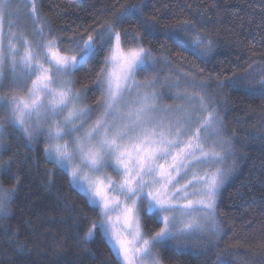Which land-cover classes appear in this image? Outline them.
I'll return each mask as SVG.
<instances>
[{
	"label": "snow or ice",
	"instance_id": "snow-or-ice-1",
	"mask_svg": "<svg viewBox=\"0 0 264 264\" xmlns=\"http://www.w3.org/2000/svg\"><path fill=\"white\" fill-rule=\"evenodd\" d=\"M13 15L11 0H0V88L7 69L11 88L24 93L0 96V111L5 113L0 147L6 125L21 133L28 149L44 141L45 162L53 165L49 171L66 174L70 187L95 212L82 239L99 233L114 264H163L160 253L173 247L183 252L181 241L193 232L207 230L218 236L217 198L230 173L221 164L233 154V146L224 134L216 92L228 87L264 96V66L259 79L246 69L211 90L206 81L192 77L173 97L183 103L161 107L158 76L136 79L140 72L155 71L150 49L139 43L140 33L132 37L135 46L125 49L122 34L127 32L117 26L131 17L144 35L162 36L165 43L171 41L203 61L213 41L189 21L160 30L155 18L144 16L142 0H128L93 34L74 39L76 51L67 55L61 54L56 37L33 48L11 30V19L6 33L5 17ZM101 51L105 55L92 81L100 90L94 108L82 103L89 89L76 88L73 77ZM201 166L208 170L194 171L179 183L189 169ZM10 198V190L0 189V220L8 215ZM205 223L211 227L205 228ZM146 226L157 230L146 235Z\"/></svg>",
	"mask_w": 264,
	"mask_h": 264
},
{
	"label": "trees",
	"instance_id": "trees-1",
	"mask_svg": "<svg viewBox=\"0 0 264 264\" xmlns=\"http://www.w3.org/2000/svg\"><path fill=\"white\" fill-rule=\"evenodd\" d=\"M127 2L37 0L38 25L47 36L59 38L62 51L71 52L74 39L93 34ZM142 4L144 16L155 18L160 30L189 21L213 41L202 61L171 41L165 43L162 36L144 35L131 17L117 26L127 32L122 34L124 47H134L132 37L140 33L139 43L150 49L156 61L155 71L138 73L137 81L157 75L158 89L175 91L162 92L161 107L173 102L182 88L178 77L206 81L210 90L246 69L259 79L264 66V0H142ZM104 55L101 51L73 77L76 88L87 85L83 97L94 108L100 90L92 81ZM10 91L23 92L13 90L6 79L0 92ZM216 100L224 134L233 146V154L226 156L229 177L217 198L221 231L198 250L176 252L173 247L161 252L163 264H264V96L224 87L217 89ZM4 115L0 111V123ZM20 137L21 133L5 126L0 188L10 190L11 198L8 215L0 220V264H114L99 233L91 240L82 239L95 212L70 187L66 174L49 171L53 165L45 162L44 141L28 149ZM155 230V226L145 227L149 234Z\"/></svg>",
	"mask_w": 264,
	"mask_h": 264
},
{
	"label": "rangeland",
	"instance_id": "rangeland-1",
	"mask_svg": "<svg viewBox=\"0 0 264 264\" xmlns=\"http://www.w3.org/2000/svg\"><path fill=\"white\" fill-rule=\"evenodd\" d=\"M33 4L35 5V12H32V7ZM11 9L14 12V15L11 17H5V22H4V30L7 33L8 32V20L11 19L13 21V27L12 31L15 32L18 36L22 35L26 39H28L33 48H38L39 46L43 45L47 39H52L54 37L52 36H47V33H44V30H41L40 26L38 25V10H37V0H11ZM86 39V38H85ZM59 46V43H58ZM128 47H125L127 49ZM60 49V47H59ZM20 50L21 52L24 51V46L21 44L20 45ZM61 51V54H67V55H72L76 51L73 50L71 52H66V51ZM42 54V53H41ZM6 72V78L8 80V73L7 69L5 70ZM4 80V82H5ZM9 81V80H8ZM140 81V80H138ZM142 82V81H140ZM178 82H182L181 87L179 88L178 91H183L188 85L186 84L185 79L178 80ZM178 84V83H177ZM159 90L162 92H175V91H169V90H162L161 87ZM189 91H192L191 88L188 89ZM176 91V92H178ZM23 95V92H0V96H11V95ZM172 99V98H171ZM82 103H86L85 100H82ZM183 103L181 100H175L173 99L171 101H167L166 104L162 105H171L173 108L175 107L176 104ZM221 167H223L225 170H229L228 162L225 158V160L222 162ZM207 166H201L199 169L193 168L189 169L188 175L182 177L179 180L180 184H183L185 180H188L191 178V175L194 171L198 172V174H203V172L207 171ZM106 172L110 175L113 176V178H116L115 173L112 172L111 168L106 169ZM1 189V188H0ZM115 216V213L113 214ZM216 223L218 224V218L217 215H215ZM203 223V222H202ZM219 225V224H218ZM205 228H210L211 225L205 223ZM146 232V231H145ZM146 235H150L149 233L146 232ZM216 235H212L209 231H196L193 232L190 237L185 240L181 241V244L184 249H194L198 250L200 249L205 242L215 238ZM173 245L176 243L175 241L172 242ZM153 253H157V248H153Z\"/></svg>",
	"mask_w": 264,
	"mask_h": 264
}]
</instances>
